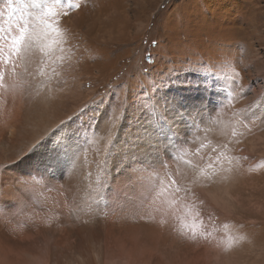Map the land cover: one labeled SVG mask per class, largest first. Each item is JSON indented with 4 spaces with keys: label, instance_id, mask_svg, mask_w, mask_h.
I'll list each match as a JSON object with an SVG mask.
<instances>
[{
    "label": "bare ground",
    "instance_id": "obj_1",
    "mask_svg": "<svg viewBox=\"0 0 264 264\" xmlns=\"http://www.w3.org/2000/svg\"><path fill=\"white\" fill-rule=\"evenodd\" d=\"M61 27L67 32L66 47L70 48L61 85L39 96L8 95L0 103V189L3 190L0 204L5 209L0 214V264H222L218 250L224 239L219 230L211 241L186 239L177 231L176 220L155 210L158 205L140 204L137 186L128 183L123 175L113 181L103 199L96 196L95 201L90 200L97 175L95 161L99 159L90 145H85L78 158L54 174L36 175L33 145L49 136L62 120H68L86 106L81 76L87 71L90 58L102 56V35L93 26L94 34L90 36L82 6L62 17ZM216 96L222 99L219 94ZM100 112L92 114L101 121L95 135L100 136L96 145L103 154L112 121ZM220 122V128L212 131L218 139L212 146L229 140L228 115H223ZM116 123L119 125L121 121ZM127 124L119 130L121 140L137 134V125L130 120ZM112 131L116 133L117 129ZM183 132L184 129L182 135ZM202 151L213 155L210 148ZM169 163L171 170L180 174L188 168L177 161ZM241 170L237 178L231 179L230 173L221 172L210 181L213 192L208 195L215 213L214 223L226 220L232 223L248 214L242 197L247 186L245 172ZM73 209H79L77 212L83 217L77 221L71 218V225L66 227L64 214L69 215ZM250 249L256 251L257 247ZM247 256L246 251L241 264H249Z\"/></svg>",
    "mask_w": 264,
    "mask_h": 264
},
{
    "label": "rangeland",
    "instance_id": "obj_2",
    "mask_svg": "<svg viewBox=\"0 0 264 264\" xmlns=\"http://www.w3.org/2000/svg\"><path fill=\"white\" fill-rule=\"evenodd\" d=\"M82 2L80 6L86 11L90 36L94 34L93 26L102 35V56L98 59L90 58L88 69L81 76V82L84 81L82 91L87 104L89 103L86 106H94L97 114L102 110L111 121L113 116L123 117V128L128 125L129 120L137 125V129L143 126L142 123H145L148 116L142 104L146 96L152 94L154 84L159 86L169 77L197 79L195 72L187 70L197 69L201 64L214 65L222 62V58L231 61L235 71L239 73L233 98L228 100L225 95L219 94L222 98L219 99L215 91L207 95L208 108L217 106V110L211 119L200 123L199 131L195 128L191 130L189 144L184 146L185 158L199 160L193 153L201 144L210 148L216 143L218 139L212 131L220 128V119L223 115H228L229 140L226 143L230 151H224L230 156L247 157L233 168L230 178L239 177V170H244L247 186L242 190V197L245 198L244 210L248 214L244 218H238L239 221L234 219L232 223L228 220L215 223L224 239L218 254L222 264H241L242 255L247 251L249 257L247 256L246 262L264 264V120L261 119L264 116V107H261L264 102V0ZM153 41L156 43L153 44ZM74 42L77 46L78 41ZM149 54L151 61L145 59ZM243 110L254 113L245 121L246 128L236 123L233 116V113ZM233 132L236 133L235 136L232 135ZM99 138L100 136H94L95 143L90 145L91 149H97ZM237 140L240 142L236 143ZM221 143L225 144L220 142L218 145ZM206 152L209 154V151ZM207 157L208 155L203 161L206 162ZM181 175V183L193 189L192 198L205 201L209 211L215 214L208 195L213 192L210 181L191 183L195 176L188 168L182 170ZM72 211L69 215L64 214L63 222L66 227L71 225V218L77 221L83 217L77 212L79 209ZM227 214L229 215L228 212ZM224 225H228L227 231L223 230ZM217 232L213 231L211 240L215 239ZM230 238L234 239L230 241ZM255 245L257 250L251 251L250 248Z\"/></svg>",
    "mask_w": 264,
    "mask_h": 264
},
{
    "label": "snow or ice",
    "instance_id": "obj_3",
    "mask_svg": "<svg viewBox=\"0 0 264 264\" xmlns=\"http://www.w3.org/2000/svg\"><path fill=\"white\" fill-rule=\"evenodd\" d=\"M79 7L78 0H0V103H4L8 95L39 96L61 85L62 70L69 59L66 53L70 51L66 47L67 32L61 27V18ZM145 59L151 61L152 57L149 54ZM187 71L195 72L197 79L169 77L159 86L153 85L152 94L146 96L142 104L149 119L136 135L121 140L118 133L123 127V117H112V128L117 132L113 133L112 128L108 130L103 154L96 149L99 159L95 161L97 175L90 200L95 201L96 196L103 199L113 181L123 175L128 183L137 186L140 204L158 205L156 211L178 222L177 231L181 236L189 240H210L213 231L220 230L214 223L213 212L205 201L192 198V187L181 183L182 175L171 170L169 161L187 165L195 176L191 183L198 184L211 181L221 172L230 173L239 161L247 159L226 154L224 150L230 151L227 143L211 146L213 155L208 156L203 166L200 161L207 155L202 151L204 144L193 153L199 160L185 158L184 146L189 143L191 130L199 131L200 123L211 119L217 110V106L208 108L207 95L215 91L231 100L239 73L227 58ZM90 112H95L94 106L82 107L68 120H62L44 140L33 145L31 151L36 156L33 167L37 176L54 174L78 158L85 145L95 143L94 136L101 121ZM250 115L254 113L248 110L233 113L236 123L245 128ZM261 119L264 120V116ZM117 121L121 123L117 125ZM183 129L187 131L182 135ZM2 196L0 189V198ZM4 211L0 204V214ZM227 228L228 225L223 226V230Z\"/></svg>",
    "mask_w": 264,
    "mask_h": 264
}]
</instances>
